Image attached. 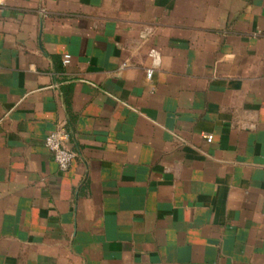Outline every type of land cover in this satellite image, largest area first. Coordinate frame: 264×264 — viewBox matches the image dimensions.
<instances>
[{"label": "crops", "instance_id": "obj_1", "mask_svg": "<svg viewBox=\"0 0 264 264\" xmlns=\"http://www.w3.org/2000/svg\"><path fill=\"white\" fill-rule=\"evenodd\" d=\"M0 2V264H264V0Z\"/></svg>", "mask_w": 264, "mask_h": 264}, {"label": "built area", "instance_id": "obj_2", "mask_svg": "<svg viewBox=\"0 0 264 264\" xmlns=\"http://www.w3.org/2000/svg\"><path fill=\"white\" fill-rule=\"evenodd\" d=\"M1 6V2H0ZM69 56L65 55L63 58V64L69 63ZM152 76V70L149 69L146 73V77L150 79ZM207 143L212 141V136L204 135ZM68 140V134L62 127L56 128L49 133L44 139V146L51 155L53 162L57 165L58 170L61 172L67 171L72 165L76 154L72 150L65 146V142Z\"/></svg>", "mask_w": 264, "mask_h": 264}]
</instances>
